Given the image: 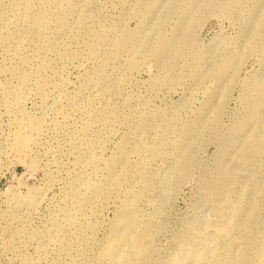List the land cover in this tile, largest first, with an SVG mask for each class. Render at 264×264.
<instances>
[{
    "label": "rangeland",
    "instance_id": "1",
    "mask_svg": "<svg viewBox=\"0 0 264 264\" xmlns=\"http://www.w3.org/2000/svg\"><path fill=\"white\" fill-rule=\"evenodd\" d=\"M157 170L131 264H264V0H0V264H122L104 247Z\"/></svg>",
    "mask_w": 264,
    "mask_h": 264
},
{
    "label": "bare ground",
    "instance_id": "2",
    "mask_svg": "<svg viewBox=\"0 0 264 264\" xmlns=\"http://www.w3.org/2000/svg\"><path fill=\"white\" fill-rule=\"evenodd\" d=\"M42 125V120L28 119L21 121L17 127L18 130L15 133L16 150L21 152L25 150L26 152V149L30 148L34 143V138L32 136L34 132H36L35 137L37 138L39 135H37V133L42 132ZM168 171H170V169H168ZM168 171H166L164 175L161 174L163 172L161 170L151 172L144 187L133 195L131 203L112 229L113 231L109 238V242L104 247L102 253L103 259L109 260V263L118 261L122 264H131V262L140 260L144 256L147 247L146 242L150 240L149 238L152 233L151 223L159 214L160 207L163 206V203L165 202L166 194L165 192L162 193L157 200H155L156 196L155 198L151 197L153 200L149 199V196L156 188L158 189L157 182H159V179L165 180L164 182H167L170 179V173ZM161 189L159 190L161 191ZM160 193L161 192H159L158 195H160ZM144 202H147L146 205H149L154 209L152 213H142V208L140 206L144 204ZM143 212L145 211L143 210ZM216 221L218 222L217 225H207L204 230L209 231L210 238L213 242L221 245V242L229 237L232 229L235 226H238L239 223L238 221L235 222L233 220L230 210L225 213H218ZM205 249L206 248H203V246L199 244L191 245L174 257L171 260V263L207 264L209 259V262L212 260L211 264H218V258L223 252L221 246L208 252ZM261 259L264 260V254ZM209 262L208 264H210Z\"/></svg>",
    "mask_w": 264,
    "mask_h": 264
}]
</instances>
